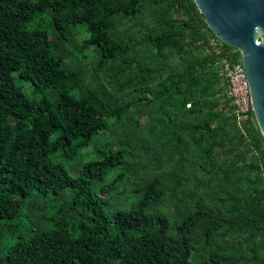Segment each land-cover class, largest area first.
Masks as SVG:
<instances>
[{
    "label": "trees",
    "instance_id": "16d2710c",
    "mask_svg": "<svg viewBox=\"0 0 264 264\" xmlns=\"http://www.w3.org/2000/svg\"><path fill=\"white\" fill-rule=\"evenodd\" d=\"M211 36L193 0H0V264H264Z\"/></svg>",
    "mask_w": 264,
    "mask_h": 264
},
{
    "label": "water",
    "instance_id": "95a60500",
    "mask_svg": "<svg viewBox=\"0 0 264 264\" xmlns=\"http://www.w3.org/2000/svg\"><path fill=\"white\" fill-rule=\"evenodd\" d=\"M210 31L234 47L245 69L252 112L264 138V0H193Z\"/></svg>",
    "mask_w": 264,
    "mask_h": 264
},
{
    "label": "built area",
    "instance_id": "2783aa9c",
    "mask_svg": "<svg viewBox=\"0 0 264 264\" xmlns=\"http://www.w3.org/2000/svg\"><path fill=\"white\" fill-rule=\"evenodd\" d=\"M210 49L217 53L213 62L218 76L221 78V84L225 89V94L229 99V105L237 120L246 118L252 112V103L250 100L248 80L245 69L242 65L241 56L232 59L230 55L224 52V42L215 35L209 37Z\"/></svg>",
    "mask_w": 264,
    "mask_h": 264
},
{
    "label": "rangeland",
    "instance_id": "374dc122",
    "mask_svg": "<svg viewBox=\"0 0 264 264\" xmlns=\"http://www.w3.org/2000/svg\"><path fill=\"white\" fill-rule=\"evenodd\" d=\"M24 91L25 92H30V88L29 86L25 83V86H24Z\"/></svg>",
    "mask_w": 264,
    "mask_h": 264
}]
</instances>
